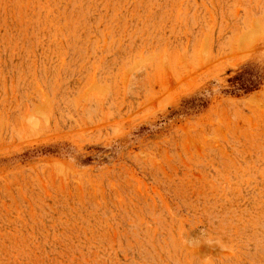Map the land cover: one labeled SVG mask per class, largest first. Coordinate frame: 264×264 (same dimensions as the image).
<instances>
[{"label":"rangeland","instance_id":"374dc122","mask_svg":"<svg viewBox=\"0 0 264 264\" xmlns=\"http://www.w3.org/2000/svg\"><path fill=\"white\" fill-rule=\"evenodd\" d=\"M0 264H264V0H0Z\"/></svg>","mask_w":264,"mask_h":264}]
</instances>
